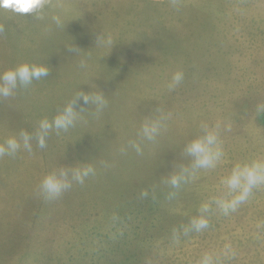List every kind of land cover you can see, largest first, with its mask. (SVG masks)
<instances>
[{
    "label": "rangeland",
    "instance_id": "1",
    "mask_svg": "<svg viewBox=\"0 0 264 264\" xmlns=\"http://www.w3.org/2000/svg\"><path fill=\"white\" fill-rule=\"evenodd\" d=\"M26 7L0 4V73L29 63L50 74L0 98V145L21 131L35 137L42 119L82 91H102L107 106L95 114L81 100L75 125L53 129L45 148L34 138L31 152L0 156V264H197L205 254L216 264H264V184L227 215L216 205L236 165L264 161V0ZM97 33L112 44L95 46ZM177 71L184 79L170 90ZM160 116L159 135L143 138L146 120ZM202 124L223 155L191 171L184 149ZM88 165L94 174L83 184L55 199L40 193L49 173ZM184 168L190 174L173 188L170 177ZM204 205L208 227L185 235Z\"/></svg>",
    "mask_w": 264,
    "mask_h": 264
},
{
    "label": "clouds",
    "instance_id": "2",
    "mask_svg": "<svg viewBox=\"0 0 264 264\" xmlns=\"http://www.w3.org/2000/svg\"><path fill=\"white\" fill-rule=\"evenodd\" d=\"M14 3L26 4L27 7L20 9V11L29 13L41 8L43 0H0V4L3 5L11 6ZM53 19L60 25L61 21L59 17H53ZM111 44L112 40L110 37L105 38L103 34L97 33L95 46H107ZM67 50L70 53L76 54L79 51V47H70ZM80 67H86L83 61ZM49 74V68L43 64L23 63L15 68L5 70L0 73V98H9L14 95L18 87H27L34 80L48 77ZM183 79L184 74L182 71L175 72L168 84L169 89L173 90L178 87ZM81 100L84 105H94L96 109L95 114H99L107 106V100L102 91L99 93L82 91L73 100L63 106L62 109H59L51 121L42 119L39 122L35 137L26 131H21L19 138L13 136L5 140L0 145V156L15 155L21 147L31 152L33 150L32 141L34 138L37 147L41 149L45 148L46 138L53 129L59 134L61 131L67 132L75 125L78 114L86 109L85 107H81L77 110L76 105ZM156 111L160 112V109L157 108ZM164 119V116H160L155 119L146 120L141 129L143 138L153 141L159 135ZM201 130L202 135L189 142L184 149L185 154L192 159L191 171L214 167L215 163L223 155L218 146L217 133L210 129L207 124H202ZM132 146L138 153L141 152L138 144H133ZM92 174H94V169L90 165L82 167L63 166L58 171L49 173L41 180L39 191L46 198L55 199L71 188L72 182L83 184L85 179ZM188 174H190V170L184 168L180 174L171 176L168 182L173 188H178L186 180V175ZM224 182L232 198L217 200L216 205L220 211L227 215L229 212L235 211L236 206L248 198L254 187L264 184V161H252L251 163L236 165ZM142 195L146 196L147 193H142ZM200 211L201 215L192 219L190 228L184 229L185 235L191 230L199 232L208 227V220L204 214L209 211V207L204 205ZM197 264H216V260L211 255L205 254L198 260Z\"/></svg>",
    "mask_w": 264,
    "mask_h": 264
},
{
    "label": "crops",
    "instance_id": "3",
    "mask_svg": "<svg viewBox=\"0 0 264 264\" xmlns=\"http://www.w3.org/2000/svg\"><path fill=\"white\" fill-rule=\"evenodd\" d=\"M263 121H264V120H263ZM263 125H264V124H263ZM214 195H215V194H214ZM229 197H231V195H229V194L224 195V199H228ZM178 200H179V201H182V200H183V197L179 198ZM199 204H200V201H199V203H198L197 206H199ZM198 212H199V210H198Z\"/></svg>",
    "mask_w": 264,
    "mask_h": 264
},
{
    "label": "trees",
    "instance_id": "4",
    "mask_svg": "<svg viewBox=\"0 0 264 264\" xmlns=\"http://www.w3.org/2000/svg\"><path fill=\"white\" fill-rule=\"evenodd\" d=\"M263 120H264V114H263Z\"/></svg>",
    "mask_w": 264,
    "mask_h": 264
}]
</instances>
